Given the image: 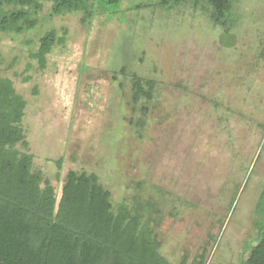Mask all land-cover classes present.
Segmentation results:
<instances>
[{
    "label": "rangeland",
    "instance_id": "obj_1",
    "mask_svg": "<svg viewBox=\"0 0 264 264\" xmlns=\"http://www.w3.org/2000/svg\"><path fill=\"white\" fill-rule=\"evenodd\" d=\"M92 2L91 23L50 19L48 5L35 31L0 33V77L27 102L35 171L59 199L70 171L97 174L114 204L140 192L161 199L158 233L172 264L204 251L208 264H238L258 238L264 189V0H234L229 31L189 0ZM51 29L66 32V44L41 69L32 54ZM123 66L157 81L140 133L131 82L114 78Z\"/></svg>",
    "mask_w": 264,
    "mask_h": 264
},
{
    "label": "trees",
    "instance_id": "obj_2",
    "mask_svg": "<svg viewBox=\"0 0 264 264\" xmlns=\"http://www.w3.org/2000/svg\"><path fill=\"white\" fill-rule=\"evenodd\" d=\"M93 0H0V33L35 31L49 5L50 19L82 14L91 23ZM122 0H105L108 5ZM176 0H161L162 8ZM205 11L214 26H235L234 0H189ZM67 33L51 29L39 38L32 54L41 69L55 47L66 44ZM3 58L0 54V66ZM131 82V106L139 116L133 125L143 132L156 106L157 81L129 72H114ZM27 80V79H26ZM38 91H35L37 94ZM27 102L10 78L0 77V264H172L163 253L158 229L165 221L161 199L137 193L114 204L100 177L70 171L58 198L55 186L34 169L23 121ZM60 169L63 160L57 162ZM141 191V183L137 185ZM259 231L247 242L238 264H264V189L256 207ZM181 264H208V251Z\"/></svg>",
    "mask_w": 264,
    "mask_h": 264
}]
</instances>
